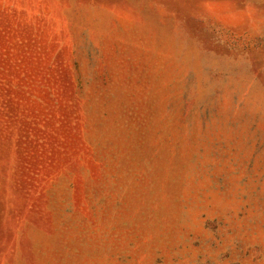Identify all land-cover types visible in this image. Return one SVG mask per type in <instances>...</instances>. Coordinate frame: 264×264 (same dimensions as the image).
<instances>
[{"label": "rangeland", "instance_id": "374dc122", "mask_svg": "<svg viewBox=\"0 0 264 264\" xmlns=\"http://www.w3.org/2000/svg\"><path fill=\"white\" fill-rule=\"evenodd\" d=\"M0 264H264V0H0Z\"/></svg>", "mask_w": 264, "mask_h": 264}]
</instances>
